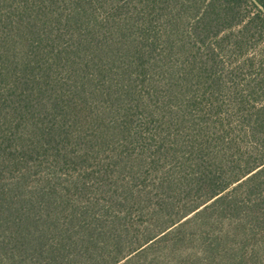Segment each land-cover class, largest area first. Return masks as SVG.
Wrapping results in <instances>:
<instances>
[{
    "label": "trees",
    "instance_id": "obj_1",
    "mask_svg": "<svg viewBox=\"0 0 264 264\" xmlns=\"http://www.w3.org/2000/svg\"><path fill=\"white\" fill-rule=\"evenodd\" d=\"M0 264H264V0H0Z\"/></svg>",
    "mask_w": 264,
    "mask_h": 264
}]
</instances>
